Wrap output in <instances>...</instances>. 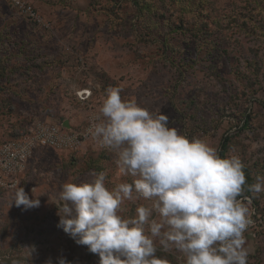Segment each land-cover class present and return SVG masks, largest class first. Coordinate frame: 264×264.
I'll return each instance as SVG.
<instances>
[{"label":"rangeland","instance_id":"374dc122","mask_svg":"<svg viewBox=\"0 0 264 264\" xmlns=\"http://www.w3.org/2000/svg\"><path fill=\"white\" fill-rule=\"evenodd\" d=\"M23 1L37 20L0 0V264H99L57 227L55 203L69 180L105 172L109 190L132 180L88 133L109 88L219 155L227 139L222 158L238 155L248 184L264 174V0ZM54 127L60 147L41 144ZM20 187L39 207L14 204ZM244 195L249 264H264V192ZM140 204L151 201H125L120 214ZM156 255L184 264L175 249Z\"/></svg>","mask_w":264,"mask_h":264},{"label":"clouds","instance_id":"9594fccd","mask_svg":"<svg viewBox=\"0 0 264 264\" xmlns=\"http://www.w3.org/2000/svg\"><path fill=\"white\" fill-rule=\"evenodd\" d=\"M120 91H106L88 133L132 180L109 190L99 172L89 182L63 183L57 227L98 255L99 264H168L156 255L158 245L181 253L184 264H249L245 233L253 221L244 193L264 192V174L248 184L238 155L222 158L171 127L167 115L122 100ZM140 199L151 205H138L130 218L120 214L125 201ZM14 204L28 210L40 201L20 187ZM58 264L68 261L60 257Z\"/></svg>","mask_w":264,"mask_h":264},{"label":"built area","instance_id":"2783aa9c","mask_svg":"<svg viewBox=\"0 0 264 264\" xmlns=\"http://www.w3.org/2000/svg\"><path fill=\"white\" fill-rule=\"evenodd\" d=\"M14 7L16 9H18L19 11H21V13H23L24 15L28 16L30 19L33 20H37V15L36 13L33 11V8L28 6L23 0H14ZM88 92H84L83 95H87ZM61 129L60 128H52L51 131L48 132L47 136H42L40 137V143L43 145H50L53 147H60L61 143L63 141H61ZM78 143L77 141V137L72 135L68 137V143L73 144V143ZM30 146L33 148L34 142H30ZM8 148L4 151V153H7ZM27 159V153H25V151H22L19 154L18 157V161L15 165H11L10 169H14L16 170L17 168H20L21 166H23V164L26 162Z\"/></svg>","mask_w":264,"mask_h":264},{"label":"trees","instance_id":"16d2710c","mask_svg":"<svg viewBox=\"0 0 264 264\" xmlns=\"http://www.w3.org/2000/svg\"><path fill=\"white\" fill-rule=\"evenodd\" d=\"M226 146H227V139H225L224 142H223L222 145H221V153H220V156H221V157L224 155V152H225Z\"/></svg>","mask_w":264,"mask_h":264},{"label":"water","instance_id":"95a60500","mask_svg":"<svg viewBox=\"0 0 264 264\" xmlns=\"http://www.w3.org/2000/svg\"><path fill=\"white\" fill-rule=\"evenodd\" d=\"M64 127L69 128V124L67 123V121L64 123Z\"/></svg>","mask_w":264,"mask_h":264}]
</instances>
